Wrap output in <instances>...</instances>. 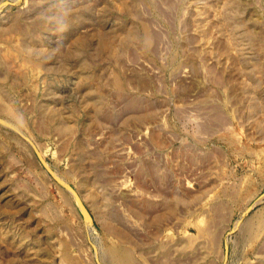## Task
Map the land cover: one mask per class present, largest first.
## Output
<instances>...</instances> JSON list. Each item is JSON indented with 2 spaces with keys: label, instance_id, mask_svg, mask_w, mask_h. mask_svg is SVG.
<instances>
[{
  "label": "rangeland",
  "instance_id": "1",
  "mask_svg": "<svg viewBox=\"0 0 264 264\" xmlns=\"http://www.w3.org/2000/svg\"><path fill=\"white\" fill-rule=\"evenodd\" d=\"M0 264H264V0H0Z\"/></svg>",
  "mask_w": 264,
  "mask_h": 264
},
{
  "label": "water",
  "instance_id": "2",
  "mask_svg": "<svg viewBox=\"0 0 264 264\" xmlns=\"http://www.w3.org/2000/svg\"><path fill=\"white\" fill-rule=\"evenodd\" d=\"M5 4H6V5L9 4V2H6ZM39 159H40V162L42 163V165L45 167V169H46L51 175H53V172L51 171V169L49 168L47 162L43 159V157H41V156L39 155ZM73 193H74V195H75L77 201H78L79 204L81 205V207H83L82 202H81L79 196L77 195V193H76V192H73Z\"/></svg>",
  "mask_w": 264,
  "mask_h": 264
},
{
  "label": "bare ground",
  "instance_id": "3",
  "mask_svg": "<svg viewBox=\"0 0 264 264\" xmlns=\"http://www.w3.org/2000/svg\"><path fill=\"white\" fill-rule=\"evenodd\" d=\"M219 117H221V116H219ZM219 117H218V118H219ZM219 119H222V118H219Z\"/></svg>",
  "mask_w": 264,
  "mask_h": 264
}]
</instances>
